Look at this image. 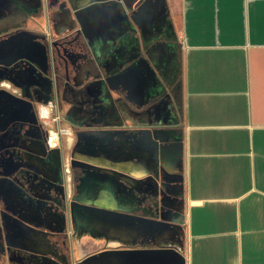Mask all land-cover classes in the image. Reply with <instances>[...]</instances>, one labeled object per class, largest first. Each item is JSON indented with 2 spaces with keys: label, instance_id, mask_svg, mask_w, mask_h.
Here are the masks:
<instances>
[{
  "label": "crops",
  "instance_id": "1",
  "mask_svg": "<svg viewBox=\"0 0 264 264\" xmlns=\"http://www.w3.org/2000/svg\"><path fill=\"white\" fill-rule=\"evenodd\" d=\"M18 29L26 31L20 48L37 55L42 35L56 49L81 41L92 61L81 67L69 50L66 71L115 88L132 109L92 112L86 117L101 120L86 122L79 144L69 141L83 172L65 213L57 204L63 147L23 128L4 138L0 227L17 247L11 262L53 264L44 231L71 220L80 264H264V0H0V34ZM178 63L182 131L174 136L164 97ZM152 101L160 105L147 113Z\"/></svg>",
  "mask_w": 264,
  "mask_h": 264
},
{
  "label": "rangeland",
  "instance_id": "2",
  "mask_svg": "<svg viewBox=\"0 0 264 264\" xmlns=\"http://www.w3.org/2000/svg\"><path fill=\"white\" fill-rule=\"evenodd\" d=\"M21 32H26L25 30L18 29L16 31H11L9 34L0 36V43L10 45L11 49L9 50H15L17 47H19V37L17 38V35H20ZM30 35L37 36V33L35 31H30ZM42 43L45 47V49H39V52L41 51L42 57L45 61L50 62V49L48 42L46 43L44 36L42 35ZM47 39V37H46ZM80 49H55L53 52V58L56 61L57 67H56V73L58 78V85H59V93H61L63 80L67 78V72L70 76L71 80H75L74 77V69H69V71H66V68H68L67 60H69L72 55L70 56L69 52L73 50L77 56L74 57V59H79L78 62L80 64H84L85 61H92L91 53L89 49H86V46L79 41ZM2 50V49H0ZM27 50V49H26ZM33 49H29L25 53V57H27L30 61V69L28 71L29 77H32V75L37 76L38 75V69H40L39 64L37 63L38 56L34 52H32ZM70 50V51H69ZM80 55L78 56V54ZM84 54V55H83ZM87 56H86V55ZM52 56V54H51ZM86 56V57H85ZM12 58L10 61H4L2 63H10L15 58L18 57L17 53L15 51L12 52ZM86 59V60H85ZM85 60V61H84ZM70 61V60H69ZM51 63V62H50ZM70 67V66H69ZM8 74V75H7ZM104 77L106 76V73H103ZM15 78L19 79H25V76L23 73L18 69H12L11 71H4L0 69V85L4 87V91L7 92L8 97H13L11 107L4 104L3 111L0 112V157H4L7 150V145L3 142L4 138L6 136L12 138L16 137L18 133L21 131L22 128L17 127V121L22 122L23 120H32L33 119V113L30 110V107L24 106L22 104V99L29 98L30 94L23 93L20 86L16 83ZM75 82V81H74ZM77 83V82H76ZM82 82H78V84H81ZM97 88L92 90V96L87 95V97H83L81 100H76L74 102H70L67 100H63L59 102V111L55 110V112L48 117H45L43 121V127L46 131V133L50 134V130H58L60 133L59 141L56 143V145H60L63 147L64 154H65V163L68 166L69 161V154L71 151V148L68 147L69 141L73 140V144H79L84 139L85 130L83 129L86 125L87 121H97L101 120V118L97 116H93L92 118L86 117L87 115H90L92 112L96 113H107L109 110L115 112V111H131V107L128 103H126L121 96H119V92L112 88L110 90H106L102 86H95ZM12 91V93L10 92ZM168 92L170 94V97L166 95L165 98H169V106L167 109L170 108V114L171 117L168 120V122H171L172 124V130L174 132V136L181 135L182 131V80H181V66L178 63V71L175 75V78L173 80V83L168 88ZM17 93L21 95L20 97H16L15 94ZM36 93V92H35ZM34 93V94H35ZM23 97V98H22ZM160 98H163L160 96ZM21 99V100H20ZM163 99V100H164ZM162 100V99H161ZM160 104L155 102H150L146 107L143 109L147 111H152L153 109H156ZM39 110L41 109L40 103H38ZM55 109V108H54ZM29 112V114H28ZM59 112V113H58ZM124 120L127 122L128 118H124ZM112 132V131H111ZM180 141V140H179ZM181 145V144H180ZM74 146V145H73ZM72 146V147H73ZM5 151V152H4ZM181 155V154H180ZM183 155V154H182ZM2 162V161H1ZM0 162V175L1 178H4V169L3 165ZM180 169L177 171V178H175V181L178 179V182L184 181L185 173H184V166H183V158L180 159ZM72 173H75L78 177L83 172L82 167H71ZM184 190H182V193ZM158 193H159V187H158ZM180 198V197H179ZM182 198V197H181ZM1 206H4L3 199L0 198ZM0 213V223H5V211L1 208ZM180 212V207L179 210ZM180 216V213L179 215ZM179 223V222H178ZM177 225L178 230L183 233L184 227L180 223ZM45 234L49 238V248H47L45 255L49 256L50 263L53 264H80L79 259L83 257L84 253V246L79 239V235H71V230L66 226L62 229H45ZM10 236V233L8 230H6L3 226L0 227V264H16L14 262L10 261V258L8 257V253L11 252L12 248L17 247H10L7 245L8 238ZM83 240V239H82ZM33 260L30 258V260L27 261V264H30Z\"/></svg>",
  "mask_w": 264,
  "mask_h": 264
},
{
  "label": "flooded vegetation",
  "instance_id": "3",
  "mask_svg": "<svg viewBox=\"0 0 264 264\" xmlns=\"http://www.w3.org/2000/svg\"><path fill=\"white\" fill-rule=\"evenodd\" d=\"M11 31L3 32L0 34V36L9 34ZM45 38V37H44ZM46 43L49 44L50 49V58L51 63L47 62L43 59L42 54L37 55V63L39 64L38 69L39 73L37 76L32 75V77H29L28 71L30 69V61L23 53L28 51L29 49H21L20 46L17 47L15 50H9L6 55H3V53L0 52V69L4 71H11L12 69H18L20 70L23 75L25 76V79H19L15 78L16 83L20 86L23 93L30 94L29 98H23L22 104L24 106L30 107V110L33 113V119L32 120H23L22 122L17 121V127L23 128L26 130H35L38 131L40 134V138L45 142L48 147H52L53 145H56L55 142H53L52 137L49 133H46L44 127H43V121L45 117L51 116L55 110L59 111V102L60 100H67L70 102H74L76 100H81L83 97H87L86 94L92 96L89 91L93 90L97 87V85L90 83V81L82 82L81 84H78V80L75 76V82L68 78L67 80H63L62 90L61 93H59V85H58V78L56 73V61L53 58V52L55 51V40L53 37L50 36L45 38ZM15 51L18 55L17 58H15L10 63H2L4 61H10L12 58V52ZM52 54V56H51ZM80 53L78 54V56ZM84 55V54H83ZM86 55V54H85ZM87 56V55H86ZM85 56V57H86ZM74 59V58H73ZM86 60V59H85ZM84 60V61H85ZM91 61H85L84 64H90ZM81 64V67L84 65ZM41 70H43V73H41ZM8 75V74H7ZM82 76V74H81ZM77 82V83H76ZM4 87L0 85V112L3 111L4 104L11 107L13 97H8V93L5 92ZM12 93V91H10ZM36 92V93H35ZM35 93V94H34ZM15 94L16 97H20L21 95L17 93ZM21 100V99H20ZM50 101H53L52 104H50ZM38 103L41 105V109L38 108ZM55 108V109H54ZM59 113V112H58ZM29 114V112H28ZM72 151V150H71ZM5 152V151H4ZM72 154V152H71ZM3 160L2 157H0V162ZM65 163V154L63 153V157L61 159V162L59 163V184H58V190L60 192V198L58 199V206L62 210V213H65V207L67 204L68 196L72 195V188H75V185L77 184L79 178H81V175L78 177L75 173H72V168L75 167L73 160L69 159L68 166ZM5 180L0 177V197L4 200L5 199ZM0 207L3 208L2 210H6V203H4V206ZM68 227L69 230H71V235H76V232L74 230V226L70 221L66 220V223L63 225L62 228Z\"/></svg>",
  "mask_w": 264,
  "mask_h": 264
},
{
  "label": "built area",
  "instance_id": "4",
  "mask_svg": "<svg viewBox=\"0 0 264 264\" xmlns=\"http://www.w3.org/2000/svg\"><path fill=\"white\" fill-rule=\"evenodd\" d=\"M53 101H50V104H52ZM50 136L53 139V142L57 143L59 141L60 133L58 130H50Z\"/></svg>",
  "mask_w": 264,
  "mask_h": 264
},
{
  "label": "water",
  "instance_id": "5",
  "mask_svg": "<svg viewBox=\"0 0 264 264\" xmlns=\"http://www.w3.org/2000/svg\"><path fill=\"white\" fill-rule=\"evenodd\" d=\"M41 73H43V70H41Z\"/></svg>",
  "mask_w": 264,
  "mask_h": 264
}]
</instances>
